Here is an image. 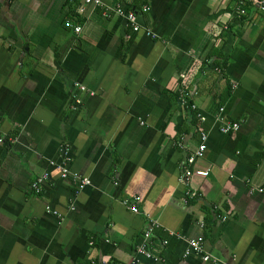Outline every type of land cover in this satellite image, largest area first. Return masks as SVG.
I'll return each mask as SVG.
<instances>
[{
  "label": "crops",
  "instance_id": "obj_1",
  "mask_svg": "<svg viewBox=\"0 0 264 264\" xmlns=\"http://www.w3.org/2000/svg\"><path fill=\"white\" fill-rule=\"evenodd\" d=\"M99 2L0 0V264H211L183 258L200 237L217 264H264V194L249 195L264 186V13L237 0ZM219 107L237 132H219ZM200 133L193 169L209 174L186 186ZM66 154L90 181L81 191L60 178Z\"/></svg>",
  "mask_w": 264,
  "mask_h": 264
},
{
  "label": "built area",
  "instance_id": "obj_2",
  "mask_svg": "<svg viewBox=\"0 0 264 264\" xmlns=\"http://www.w3.org/2000/svg\"><path fill=\"white\" fill-rule=\"evenodd\" d=\"M70 2H75L77 0H69ZM84 5H92L95 7H102V4L99 2V0H81ZM241 3H247V4H254L257 5L259 10L261 12L264 13V0H240ZM112 12L114 11L117 16H121L125 19L127 25L131 28L132 32H138L140 30V27L138 25L137 22V14L136 12H125L124 10H122L120 7L111 10ZM148 8L144 7L141 10V13H147ZM238 13L239 15H244L245 12L243 9L239 8L238 9ZM81 30L80 27H75L74 31L79 33ZM145 34L147 37L154 39L155 38V34H153L150 30H145ZM179 79L182 81L185 79V75L184 74H180L179 75ZM74 88L81 91V92H85L86 88L78 83L74 84ZM179 93H180V101L183 105H188L187 101L189 98V93L185 91V89L180 88L178 89ZM90 95H93L92 93H90ZM74 104L76 106H80L81 105V100L80 98H77L76 96H74ZM189 108L193 111L196 112L195 116L196 118L201 121L204 122L206 119L204 118V116H202L201 113H198L196 110V107L191 104L189 105ZM222 109V108H221ZM215 115L216 117V121L219 123V132L221 134H231V133H235L239 130V125L237 123H231L226 121L223 116L220 114V111ZM199 144L196 148V150L193 152V154H191L187 159H186V167H184L183 172H182V176L180 177V180L186 185L188 186L189 181L191 178L193 177H198V178H206L208 176V171L205 170H199V169H193V165L195 164V162L197 160H201L204 157L205 151L207 149V144H206V140H207V136L204 133H200L199 134ZM63 151V149H61V152ZM66 159H64L62 161V163L58 166L59 169V173H60V178L62 180H69L71 181L74 186L76 187L77 191H81L82 189H84L86 186H88L90 184V181L88 178H84L79 176L76 173H73L69 170V162L70 159L68 158L67 154H66ZM48 175L44 174L43 176L39 177L31 186L32 190L36 193L40 192V188L41 185L43 184V182L45 180H47ZM256 194H264V186L260 187V188H251L249 190V195H256ZM187 196H189V192L186 193ZM135 202H138V198L135 199ZM124 206H126L132 213H137V208L135 205H131V202L128 200H125L123 202ZM72 209V208H71ZM73 210V209H72ZM45 211L47 214H51L53 216L59 217V214L57 211L51 209L50 207H46ZM222 221H225V218H221ZM200 228H203V224L199 225ZM151 232H152V228H150L149 231H147L144 234V238L146 240H149L151 237ZM172 235V234H171ZM146 244V243H145ZM162 245H167V241H163ZM136 253L138 254V256L143 257L147 260H152V261H157L158 259L155 258L151 252H149V250L147 249L146 245H142L140 246ZM190 256H198L201 258V260L203 262H210L211 264H217V262H215L212 258H210L209 255H207L204 252L203 249V238H195V239H189L186 242V247L183 251V258H188Z\"/></svg>",
  "mask_w": 264,
  "mask_h": 264
},
{
  "label": "trees",
  "instance_id": "obj_3",
  "mask_svg": "<svg viewBox=\"0 0 264 264\" xmlns=\"http://www.w3.org/2000/svg\"><path fill=\"white\" fill-rule=\"evenodd\" d=\"M237 1H240V0H237ZM222 67H223V64H221V65L218 66L217 68L220 69L221 71H224ZM181 87H182V86H181ZM221 108H222V107H219V108H218V111H219Z\"/></svg>",
  "mask_w": 264,
  "mask_h": 264
}]
</instances>
